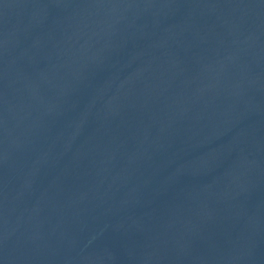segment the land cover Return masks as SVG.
Instances as JSON below:
<instances>
[{"label":"water","instance_id":"obj_1","mask_svg":"<svg viewBox=\"0 0 264 264\" xmlns=\"http://www.w3.org/2000/svg\"><path fill=\"white\" fill-rule=\"evenodd\" d=\"M0 264H264V0H0Z\"/></svg>","mask_w":264,"mask_h":264}]
</instances>
